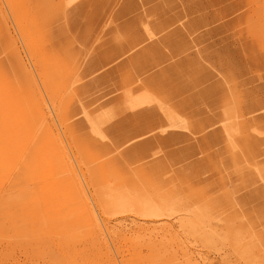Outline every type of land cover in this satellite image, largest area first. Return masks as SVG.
Masks as SVG:
<instances>
[{
    "label": "rangeland",
    "instance_id": "rangeland-1",
    "mask_svg": "<svg viewBox=\"0 0 264 264\" xmlns=\"http://www.w3.org/2000/svg\"><path fill=\"white\" fill-rule=\"evenodd\" d=\"M0 264H264V0H0Z\"/></svg>",
    "mask_w": 264,
    "mask_h": 264
},
{
    "label": "bare ground",
    "instance_id": "bare-ground-1",
    "mask_svg": "<svg viewBox=\"0 0 264 264\" xmlns=\"http://www.w3.org/2000/svg\"><path fill=\"white\" fill-rule=\"evenodd\" d=\"M68 172V171H67Z\"/></svg>",
    "mask_w": 264,
    "mask_h": 264
}]
</instances>
